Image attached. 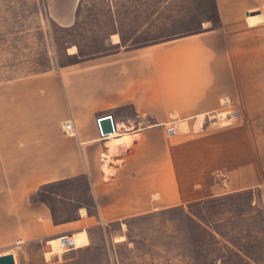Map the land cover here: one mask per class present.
I'll return each instance as SVG.
<instances>
[{
  "label": "crops",
  "instance_id": "0c3cea01",
  "mask_svg": "<svg viewBox=\"0 0 264 264\" xmlns=\"http://www.w3.org/2000/svg\"><path fill=\"white\" fill-rule=\"evenodd\" d=\"M79 1L44 0L48 20L62 28L73 26ZM215 2L220 23L216 29H207L206 21L207 28L199 33L0 81V238L5 245L23 243L25 235L50 225L66 224H55L49 207L30 197L43 184L79 176L88 181L102 224L104 219L145 213L164 201L168 205L161 208L178 207L256 189L264 212V126L258 127L264 124V0ZM223 105L234 108L238 121L251 124L250 147L259 156L252 170L259 173L228 190L216 185L205 192L202 187L200 194L187 199L176 183L161 190L156 171L164 162L163 144L152 138L165 139L170 123L179 122L187 132L190 120L197 132L203 117L219 121L223 113H211ZM106 114L112 115L115 132L103 138L97 119ZM65 122L71 123L74 135L64 133ZM123 129L127 132H118ZM113 137L124 139L125 145L118 146L123 154L109 150ZM153 151L161 154L147 163ZM190 156L185 165L187 189L195 179L193 171L188 173L194 166ZM220 161L224 165L225 160ZM197 169L204 176L208 158ZM149 194L154 195L151 203ZM37 218L43 219L42 225ZM62 237L69 236L56 238ZM6 254L18 264L12 248L1 247L0 256Z\"/></svg>",
  "mask_w": 264,
  "mask_h": 264
},
{
  "label": "rangeland",
  "instance_id": "374dc122",
  "mask_svg": "<svg viewBox=\"0 0 264 264\" xmlns=\"http://www.w3.org/2000/svg\"><path fill=\"white\" fill-rule=\"evenodd\" d=\"M214 19L212 0H80L75 24L62 28L48 20L44 0H0V81L201 32L207 28L204 22L211 26ZM115 36L117 45L113 43ZM72 47L76 51L69 55ZM233 109L223 105L212 112L223 113L219 121L214 122L209 115L203 117L197 132L194 120H190L187 132L179 122L170 123L165 126V139L152 138L163 144L164 162L156 171L161 190L176 183L179 194L187 199L200 194L202 187L205 192L216 185L228 190L259 173L252 170L259 156L250 147L251 124L238 121ZM176 125L175 134L170 135L169 130ZM121 149L117 148L115 154H123ZM160 152L147 155V163ZM191 154L194 166L188 173L193 171L195 175L192 191L186 188L185 168ZM202 158H208L209 163L204 176L197 169ZM219 159L225 160L224 165L221 161L219 165ZM101 164L99 161L100 170ZM221 164L224 169L218 170ZM48 189L60 195L52 201L58 219H75L25 235L23 243L5 245V239L0 238V248H12L18 264H264V212L259 189L178 207L161 208L168 205L164 201L133 217L104 219V224L91 205L90 218L81 217L79 208L76 210L79 203L88 204L92 198L86 181H70ZM147 197L149 203L154 199L151 194ZM25 207L30 211L27 200ZM37 221L42 225L43 219ZM59 236H69L73 245L64 247L56 238ZM118 236L124 240L117 241Z\"/></svg>",
  "mask_w": 264,
  "mask_h": 264
},
{
  "label": "trees",
  "instance_id": "16d2710c",
  "mask_svg": "<svg viewBox=\"0 0 264 264\" xmlns=\"http://www.w3.org/2000/svg\"><path fill=\"white\" fill-rule=\"evenodd\" d=\"M212 1H213V4H214L215 19L211 20V26H210L209 29H216V28H218L220 26V23H219V16H218L215 0H212ZM198 32H194V33H198ZM143 45H146V44H143ZM78 61H81V60H77V61H74V62H78ZM75 180H84V181L87 182V186H89L88 181H87V179L84 176H79V177H74V178H70V179H64V180H59V181H55V182H50V183L41 185L40 188L38 189V191L36 193H34L30 197V200H31V202H42V203H45L50 209L51 217H52V220H53V222L55 224L61 223V222H66V221H70V220H74L75 217H71L68 220H59L58 219V217H57V215L55 213V209L53 207L52 201H53V199H55V200L59 199L60 195L58 193L54 192V191H49L48 188H51V187H53L55 185L66 184V183H68L70 181H75ZM245 192H250V191L237 192V193H234V195L243 194ZM209 201H212V200H209ZM209 201H207V202H209ZM197 203H200V202H195V203H192V204H197ZM90 205L92 207H94V208L96 207V204H95V201H94L93 198L90 199V203H88V204L79 203V205L76 206V210L83 206V207H86L88 215H91V211L89 210V206Z\"/></svg>",
  "mask_w": 264,
  "mask_h": 264
},
{
  "label": "bare ground",
  "instance_id": "6f19581e",
  "mask_svg": "<svg viewBox=\"0 0 264 264\" xmlns=\"http://www.w3.org/2000/svg\"><path fill=\"white\" fill-rule=\"evenodd\" d=\"M208 25V23L207 22H204V26H207ZM118 41V37L117 36H115V38H114V41L113 42H117ZM75 51H76V49H75V47H72L71 49H70V51H69V54H72V53H75ZM234 115V114H233ZM232 115V116H233ZM198 118V117H197ZM198 121L199 122H202V118L201 117H199V119H198ZM198 122V123H199ZM197 123V124H198ZM201 125V124H200ZM196 126V125H195ZM197 127V126H196ZM195 127V128H196ZM173 130H174V132H176V129L173 127ZM198 131V130H197ZM115 132V131H114ZM113 132V133H114ZM113 134L112 133H110V134H108V135H105V136H100V137H103V138H105V137H107V136H112ZM120 144H124L125 145V142H124V139H121V138H119V139H114V140H112L110 143H108V147H109V150H115V152H117L118 153V151H116V149L118 148V146L120 145ZM115 154V153H114ZM113 154V155H114ZM79 213H81V215L82 216H84L85 214H86V210H85V208H80L79 209ZM60 240H61V242H62V244H63V246L64 247H66V246H72L73 245V242H72V240H71V238H69V239H67L66 237H62V238H60ZM116 240L117 241H123L124 240V237L123 236H120V237H118V238H116ZM70 243V244H69ZM10 252V251H9ZM46 260V259H45ZM47 261V260H46Z\"/></svg>",
  "mask_w": 264,
  "mask_h": 264
},
{
  "label": "water",
  "instance_id": "95a60500",
  "mask_svg": "<svg viewBox=\"0 0 264 264\" xmlns=\"http://www.w3.org/2000/svg\"><path fill=\"white\" fill-rule=\"evenodd\" d=\"M101 136L108 135L115 131L114 121L111 114H106L97 119ZM70 244V243H69ZM0 264H15L12 254L0 256Z\"/></svg>",
  "mask_w": 264,
  "mask_h": 264
},
{
  "label": "built area",
  "instance_id": "2783aa9c",
  "mask_svg": "<svg viewBox=\"0 0 264 264\" xmlns=\"http://www.w3.org/2000/svg\"><path fill=\"white\" fill-rule=\"evenodd\" d=\"M99 128V127H98ZM64 133L67 135H74V132L72 131V127H71V123L70 122H65L64 123V129H63ZM169 134L173 135L175 134L173 129L169 130Z\"/></svg>",
  "mask_w": 264,
  "mask_h": 264
}]
</instances>
